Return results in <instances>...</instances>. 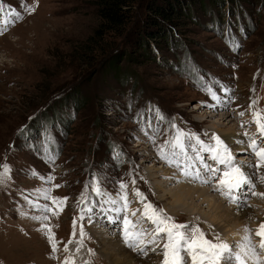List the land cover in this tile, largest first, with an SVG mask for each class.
Listing matches in <instances>:
<instances>
[{
    "label": "rangeland",
    "instance_id": "374dc122",
    "mask_svg": "<svg viewBox=\"0 0 264 264\" xmlns=\"http://www.w3.org/2000/svg\"><path fill=\"white\" fill-rule=\"evenodd\" d=\"M184 1L176 0L179 11L163 18L151 11L158 0H134L123 23L107 30L94 0H0V29H6L0 34V166L10 168V179L0 185V264H63L72 254L75 264H108L98 252L94 228L116 240L130 257L161 264L162 252L152 263L146 258L162 249L163 241L160 247L148 245L144 257L125 245L122 219L113 222L117 213L101 210L121 207L120 196L126 193L129 203L121 217L132 221L133 212H142L138 221L153 229L142 207L134 204L142 200L134 199L133 188L176 222L198 225L209 238L217 233L208 221L215 216L209 202L197 194L179 201L184 186L211 194L208 198L229 211L234 208L237 217L251 209L256 218L243 219L257 241L264 197L251 196L248 207L238 209L215 191L220 173L209 185L185 177L182 169L195 165L191 170L206 178L207 164L222 173L224 166L199 150L196 137L208 145L215 144L216 135L227 144L228 131L244 141L227 144L236 159L245 160L240 164L257 162L245 133L257 135L249 105L255 100L256 110H264V0H224L221 6L217 0L193 1L191 6ZM25 4L35 11L29 14ZM15 14L22 18L16 20ZM155 20L161 22L162 38L149 40L143 49L140 31ZM178 131L185 154L169 164L160 149L171 153ZM248 169L256 173V192L264 193V183L257 181L264 168ZM48 177L54 179L49 183ZM96 182L116 204L92 191ZM121 184L127 186L123 193ZM49 190L51 197L67 198L62 211L40 198ZM29 201L48 204L56 212L44 222L55 236V253L49 233L34 219L42 214ZM85 203L96 206L81 219ZM219 234L239 251L242 237ZM260 256L264 260V252Z\"/></svg>",
    "mask_w": 264,
    "mask_h": 264
},
{
    "label": "snow or ice",
    "instance_id": "6c2138e0",
    "mask_svg": "<svg viewBox=\"0 0 264 264\" xmlns=\"http://www.w3.org/2000/svg\"><path fill=\"white\" fill-rule=\"evenodd\" d=\"M24 8L29 14L35 11L34 7H29L27 4L24 5ZM0 12H2V8H0ZM21 18L22 17L19 14H15L16 20ZM4 23L8 24L9 22L5 20ZM4 30L6 29H0V34H2ZM235 47H239V45L237 44ZM205 88L213 100L220 101V97L216 92L212 91L210 87L205 86ZM252 91L255 92V88H253ZM255 104L256 101L254 100L249 107L253 109L252 122L256 125L257 135L248 136V134L245 133V136L247 137V148L251 150L257 161L255 165L240 164L232 154V150L229 146L219 136L213 135L212 139L215 141V144L205 145L198 137H196V141L197 144L200 145V151L210 153L211 159L224 166L223 172L221 173L219 168H213L207 164H203V158L200 156H197L196 159L201 161L204 169L208 173V177L202 178L199 171L193 173L191 169H193L195 165L192 164H187L182 169V174L185 177H191L192 179L200 180L203 184L209 185H211L213 180L217 179V174L220 173L215 191L219 192L222 196H225L230 203L236 204L238 209L248 207L247 200L251 196L264 197V193H258L255 190L257 183L253 177L256 173L245 171L248 167L254 169L264 168V110H256ZM240 115L243 116L244 113H240ZM182 136L183 134L178 131L177 136L174 137L171 143V147L173 148L171 153L165 152L164 148L160 149L161 158L165 159L169 164L173 162V158L178 154H185L181 139ZM188 138H192L191 134H189ZM237 143L244 144V141H237ZM177 149L179 152L176 151ZM176 165L177 167H180L179 160L176 161ZM0 167H3V171L0 172V185H3L6 179H10V168L7 165ZM33 174L35 175V173ZM47 179L50 183L54 177H48ZM259 182L264 183V175L259 176ZM55 187L58 188L60 186L56 185ZM85 187L87 188L88 185ZM126 187L127 186L124 184L120 185L122 193ZM92 191L97 196H105V203H117L115 199L107 196V194L101 190L98 182L92 185ZM136 195L143 199L141 193L136 192ZM40 198L51 200L52 204L56 205L59 211L63 210V204L67 199L51 197L50 190L45 192ZM120 199L124 201V204L121 207L108 209L101 208V210L105 213L112 211L116 212L117 215L113 218V222L122 219V223L124 224L123 238L125 245L133 251H139L141 254H144L148 245L160 247L161 242L163 241V260L161 264H188V258L191 259V264H246L248 259L253 260L255 264H264V260H262L260 256V252H264V223H261L255 230V236L260 238L258 246L253 243V237L251 234L252 230L245 227V235L238 245L239 251H233V248L227 242L221 240L219 233H215L209 238V233H205L198 225L176 222L173 217L166 215L162 208H157L150 203L144 205L143 217L153 225V229L150 230L144 228L139 221L133 222L127 217L122 218L121 213L127 208L129 202L126 193H123L120 196ZM82 200L87 201L88 197L85 194H82ZM29 203L33 204V207L42 214L34 217V219L40 221L44 229L49 233L48 239L52 245V250L55 253L58 251L57 244L54 242L55 236L52 234L51 228L44 222L49 219L48 213L55 215L56 212L53 211V208L48 204L40 205L32 201H29ZM95 206V204L85 203L84 207L81 209V219H84L83 214L85 212L91 213ZM132 215L135 216L136 213L133 212ZM73 235H75V233H73ZM84 235L83 228H81V240ZM71 242L72 241H69L68 243ZM80 246H82V244ZM64 251L66 253L69 251L67 245H65ZM76 252H79V247H77ZM91 254L95 255V253ZM73 257L74 254L66 256L63 264H75Z\"/></svg>",
    "mask_w": 264,
    "mask_h": 264
},
{
    "label": "bare ground",
    "instance_id": "6f19581e",
    "mask_svg": "<svg viewBox=\"0 0 264 264\" xmlns=\"http://www.w3.org/2000/svg\"><path fill=\"white\" fill-rule=\"evenodd\" d=\"M223 118V117H221ZM229 116L225 117L224 119V122H226L228 120ZM226 120V121H225ZM223 125H225L223 123ZM218 131V130H217ZM225 135V134H224ZM225 141L227 142V144H229L230 146H233V145H240V143H237L236 139L237 137L232 135V133L229 134V131H228V134L226 135V137H224ZM248 150V149H247ZM243 147L239 148L238 149V154L239 153H243ZM234 153V152H233ZM249 155H251V152L248 153ZM207 156V155H206ZM238 161H242L244 162L245 160L243 159H237ZM241 163V162H239ZM254 163V162H253ZM192 171V170H191ZM245 171L249 172L250 173V169L246 168ZM253 171V170H252ZM193 172V171H192ZM194 173V172H193ZM256 178V177H255ZM259 181V180H257ZM257 183V182H256ZM260 183V182H259ZM150 186V184H149ZM257 188V187H256ZM103 190V189H102ZM154 191V190H153ZM136 192H139L140 191L136 188H133L132 189V194L135 196L134 199H136V197L139 199V200H142V202H140L141 204L138 205V201L136 199L135 203L134 204H137L136 206L137 207H142L140 208L141 210L143 209L144 210V205L145 204H148V200L142 195L143 199H141V197L137 196L136 195ZM208 192V191H207ZM107 193V192H106ZM205 192L202 190V189H199V188H195V189H192L191 187H187V186H184L182 189H181V192H179V194L177 195V197H179V201L183 198V199H187V198H190V196H192L193 194H197L200 198H202L203 202H209V207L211 208V210L213 211V215L214 216V219L212 220H208L211 222V225L213 226L212 229H214L213 231L217 232V233H228V232H231L233 235V237L235 238V240H239L240 237L243 238V236L245 235V232H244V228L247 227V228H251L247 226V224L245 223V220L243 219V217L246 216H250V218H256V215H255V212H251V209H246L244 210L245 212H243L242 214H240V216L237 217V215H234L233 213V210H235L234 208H230L231 211L227 210L226 208H224V206H222L221 203H219L215 198H212L210 199L212 196L211 194H207L205 196L204 194ZM259 193V192H258ZM109 195V194H108ZM208 196H210V198H208ZM152 202H155V201H152ZM207 202V203H208ZM135 206V208H136ZM256 206V205H254ZM250 208H251V204H250ZM238 210V209H237ZM250 210V212H249ZM141 212V211H139ZM116 213V212H115ZM168 213V212H167ZM142 212L135 215L137 218H136V221H138V218L139 216H141ZM170 214V213H168ZM133 217V220L134 221V217ZM197 216V215H196ZM190 218H193L191 217V215L189 216ZM129 219V218H128ZM195 219V218H193ZM131 220V219H130ZM143 220V219H142ZM146 221H148L147 219H145ZM144 220V221H145ZM259 220H263L264 222V219L263 218H259ZM217 221V222H216ZM139 222L141 223V221L139 220ZM197 222V221H196ZM145 223V222H144ZM151 223L148 221L147 223V226L150 225ZM259 225V224H258ZM114 226V225H113ZM152 226V225H151ZM124 227V224L123 226ZM258 228V226L255 228V230ZM239 230H242L241 232ZM102 231V230H101ZM100 229H97V228H94V233H93V237L97 238V241H98V252L99 254H102V257L108 262V264H144V261H139L137 260L136 258H134L131 254L132 257H130L127 252V250H125L124 248L121 247V245L114 239H111V238H104L106 237L105 234H103V232H101ZM121 231V229L119 230ZM227 231V232H226ZM100 232V234H99ZM253 233V232H252ZM254 234V233H253ZM92 235V234H91ZM232 238V239H234ZM124 240V238L122 239ZM228 241V240H227ZM225 242V241H224ZM69 245V244H68ZM130 251V250H129ZM139 252V251H137ZM150 251L149 250H145V253L142 254L144 257H147L146 255L149 253ZM162 252V249H156L154 251V254L153 256L149 257V258H146V260L150 261L151 263L154 262L153 260L154 259H158V255L159 253ZM140 253V252H139ZM128 258H127V256ZM131 258V259H130ZM133 260V263L131 262ZM189 264V263H188ZM246 264H253L252 261H250L249 259L246 261Z\"/></svg>",
    "mask_w": 264,
    "mask_h": 264
},
{
    "label": "trees",
    "instance_id": "16d2710c",
    "mask_svg": "<svg viewBox=\"0 0 264 264\" xmlns=\"http://www.w3.org/2000/svg\"><path fill=\"white\" fill-rule=\"evenodd\" d=\"M134 0H94L95 5L97 6V12L99 16L101 17L102 26L105 27L107 30L110 28L114 29L115 27L121 25L124 21L125 13L128 11L129 7L133 3ZM186 1L189 6H191L193 1L199 2L201 0H185V6ZM205 1V0H204ZM207 1V0H206ZM205 1V4H206ZM231 1V0H230ZM226 1L224 0H217V4L221 6ZM157 6H152L151 11L155 14L156 12L159 13L163 18L166 14L169 16L170 13H173V11H179V3L176 2V0H158L157 3H155ZM209 4V2H208ZM200 5V4H199ZM212 6V5H210ZM161 22L159 20L152 21L149 25L148 29L145 25L142 30L140 31V35L144 42L145 49L147 42L150 40L155 41L157 39L162 38L163 33L161 32ZM247 26H244L243 28H246ZM156 37V38H154ZM162 40V39H161ZM165 42V40H163ZM140 43H138L139 46Z\"/></svg>",
    "mask_w": 264,
    "mask_h": 264
}]
</instances>
